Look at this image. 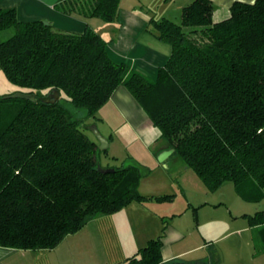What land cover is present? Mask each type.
I'll use <instances>...</instances> for the list:
<instances>
[{"label": "trees", "instance_id": "1", "mask_svg": "<svg viewBox=\"0 0 264 264\" xmlns=\"http://www.w3.org/2000/svg\"><path fill=\"white\" fill-rule=\"evenodd\" d=\"M118 5L58 0L55 8L111 22ZM213 10L211 0H192L178 22L150 18L148 31L171 51L149 78L115 61L107 40L89 26L61 30L0 8V31L14 29L0 41V69L22 92L35 94L33 101L0 95L1 247L51 249L98 215L132 201L171 199L139 192L145 169L134 160L97 169L101 151L87 125L119 85L210 191L232 182L250 201L264 195V0L234 1L217 22ZM54 90L59 98L44 101ZM244 216L264 253V210ZM161 238L122 264H162Z\"/></svg>", "mask_w": 264, "mask_h": 264}, {"label": "crops", "instance_id": "2", "mask_svg": "<svg viewBox=\"0 0 264 264\" xmlns=\"http://www.w3.org/2000/svg\"><path fill=\"white\" fill-rule=\"evenodd\" d=\"M57 1L0 0V8L14 7L19 20H47L54 28L61 30L82 32L89 26L107 40V51L115 61L125 62L147 77L154 78L157 69L167 60L171 48L148 31L150 18L166 17L178 22L182 7L192 0H119L117 17L111 22L98 17L86 18L63 13L55 8ZM234 1L251 3L254 0H211L214 5L212 21L227 18ZM108 107L124 122L133 135L134 142L138 144L140 153L126 158L138 162L145 169L139 180V192L148 196L173 194L171 199L132 201L112 214L98 215L77 232L65 236L51 249L22 250L0 246V262L122 264L149 239L159 235H162L163 263H187L210 258L217 261L219 258L212 245L217 239L230 234L241 235L243 248L248 247V257L236 264L254 261L251 257V236L249 234L248 243L245 236H242L244 231L249 230V223L229 230V214L220 217V206L214 207L215 204H221L223 187H230V182L210 191L174 152L168 154L162 162L158 161L157 154L168 146L160 139L159 129L122 85L117 86L109 100L98 109L100 117L91 119L87 125L97 142L92 127L107 140V148L104 149L107 152L100 150V156L108 160L117 159L118 156L116 150L111 153V148L116 143L114 133H103L96 121L108 118L105 113L108 112ZM110 165L115 163L111 162ZM187 183L197 184L198 192H185L184 190L189 189ZM175 186L177 189L182 188L184 195L181 196ZM178 200L181 202H176ZM259 255L264 256V253Z\"/></svg>", "mask_w": 264, "mask_h": 264}, {"label": "rangeland", "instance_id": "3", "mask_svg": "<svg viewBox=\"0 0 264 264\" xmlns=\"http://www.w3.org/2000/svg\"><path fill=\"white\" fill-rule=\"evenodd\" d=\"M13 32L14 29L12 27L1 30L0 41L11 36ZM17 92H22V89L9 82L0 69V95L7 96ZM106 110L108 111L105 112L108 115V118H105V120L97 119L96 121H98L99 128L103 133H114L116 137V143L115 146L111 148V153L113 152V150H116L118 152V156L117 159H111V161L101 155L100 163L103 167L119 166L126 157L136 155L135 153L139 152V148L138 144L134 142L133 135L130 133L129 129H127L128 127H126L124 122L117 117L115 111L109 107L106 108ZM96 115L100 117V113H97ZM111 162L115 163V165H110ZM128 163H131V159L126 158L123 164L126 165ZM162 166H164V164H162ZM199 180L203 182L200 178ZM187 186L189 187V189L184 190L185 192H198L197 184L187 183ZM223 188V195L222 197H220L221 204H215L214 207L216 208L220 206V217H223V214L224 216L226 215V213L229 214V218L231 220L228 221L229 230L238 229L245 226V224H248V218L244 216L243 213L246 212L247 214H254V212L257 210H264V195L252 196L253 198L250 201L249 199L241 195L237 187L232 182H230V187H227L226 185V187ZM181 189L182 188L177 189L175 186V190H177V192L182 196L184 195V191L183 189ZM214 198L217 199V197ZM176 202L180 203L181 201L178 200ZM247 226L249 227V230L247 229L246 231H244L242 233V236H245L247 243L249 234L251 236V257L254 261L247 260L246 264H264V256L261 255L260 257L259 255L262 248L261 242H259L258 239L254 237L255 230L251 226H249V224ZM214 242L215 243H213L212 248H215L216 255L218 256L219 260L213 261L211 264H236L237 261L241 260L243 262V260L248 257V247L246 246L245 249L243 248V239H241V235L239 234H230L228 236H223ZM238 253H240L239 256Z\"/></svg>", "mask_w": 264, "mask_h": 264}, {"label": "water", "instance_id": "4", "mask_svg": "<svg viewBox=\"0 0 264 264\" xmlns=\"http://www.w3.org/2000/svg\"><path fill=\"white\" fill-rule=\"evenodd\" d=\"M45 24H48L49 21L47 20H43ZM8 97H11V98H25V99H30V100H35V94L34 93H26V92H17V93H14V94H10L8 95ZM59 98V92L54 90V91H51L50 93H48V95L46 97L43 98L44 101H47V102H53L55 101L56 99ZM92 132L93 134L95 135L96 139L98 140L99 144H98V148L99 150H104L107 148V140L105 137H103L95 127H92ZM174 152V148L172 147H168V148H165V150H162L160 151L158 154H157V160L162 162L164 160V158L170 154ZM97 169L101 172H108V171H113V168H107V167H103L101 164H100V160L98 159L97 161ZM162 264H192V262H182V261H173V262H167V263H162Z\"/></svg>", "mask_w": 264, "mask_h": 264}]
</instances>
